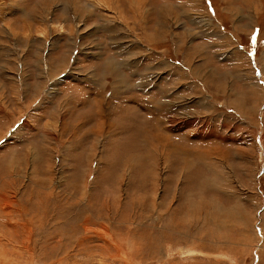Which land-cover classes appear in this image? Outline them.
<instances>
[{
  "label": "rangeland",
  "instance_id": "rangeland-1",
  "mask_svg": "<svg viewBox=\"0 0 264 264\" xmlns=\"http://www.w3.org/2000/svg\"><path fill=\"white\" fill-rule=\"evenodd\" d=\"M23 1L0 0V264H264V106L183 135L148 46L152 6L186 0Z\"/></svg>",
  "mask_w": 264,
  "mask_h": 264
},
{
  "label": "crops",
  "instance_id": "crops-1",
  "mask_svg": "<svg viewBox=\"0 0 264 264\" xmlns=\"http://www.w3.org/2000/svg\"><path fill=\"white\" fill-rule=\"evenodd\" d=\"M26 1L24 15L35 13L34 7L41 0ZM204 1H167L158 3L156 8L152 6V11L160 13L162 35L158 41L149 40L148 46L159 49V56H163L160 65L164 56L176 62L170 71L174 77L164 79V74L168 76L165 71L159 76L160 85L172 79L170 84L178 87L176 101L168 105L175 108L181 132L185 131L183 135H249L252 123L253 129L258 128V110L264 106V0ZM153 14L149 16L151 20L156 17ZM30 17L24 18L25 24L31 21ZM249 44L255 49V67L250 65L245 50H241L242 45ZM144 77L149 84L152 78ZM156 90L166 92L163 88ZM146 91L149 88L143 89ZM147 96H143L144 102ZM167 114H171L168 109ZM261 121V128L252 133L259 159L264 157L260 143L264 117ZM185 124H191V129L183 128Z\"/></svg>",
  "mask_w": 264,
  "mask_h": 264
},
{
  "label": "bare ground",
  "instance_id": "bare-ground-1",
  "mask_svg": "<svg viewBox=\"0 0 264 264\" xmlns=\"http://www.w3.org/2000/svg\"><path fill=\"white\" fill-rule=\"evenodd\" d=\"M106 73H107V72H106ZM98 90H99V89H98ZM158 102H159V101H158ZM149 103H150V102H149ZM151 103H152V102H151ZM153 105H154V103H153ZM160 108L163 109L162 106H161ZM98 119H99V118H98ZM100 119H101V118H100ZM103 123H104V121H103ZM98 125H100V124H98ZM99 127H100V126H99ZM101 129H102V128L100 127V129L97 130V133L95 132V133H96L95 135L100 134V133H101V131H100ZM137 131H138V135H140V130L137 129ZM127 132H128V131H127ZM135 132H136V131H135ZM148 133H150V132H148ZM148 133H147V131H146V132H145V135H146V136L149 135ZM142 135H143V133H142ZM152 137H154V139H155V136H152ZM162 137H163V136H162ZM143 138L146 139L144 136H143ZM149 138H150V137H149ZM156 138H157V136H156ZM147 139H148V138H147ZM147 139H146V140H147ZM150 139H151V138H150ZM158 139H160V138H158ZM154 141H155V140H154ZM159 141H160V140H159ZM164 141L167 142V139L165 138ZM152 142H153V141H152ZM157 143H158V142H157ZM163 143H165V142H163ZM159 145H160V143H159ZM163 146H164V145H163ZM160 147H161V146H160ZM166 148H167V147H166ZM163 150H164V149H163ZM174 150H175V149H174ZM167 152H168V151H167ZM109 199H110V198H109ZM112 201H113V200H112ZM12 227L14 228V226H12ZM9 228H10V227H9Z\"/></svg>",
  "mask_w": 264,
  "mask_h": 264
}]
</instances>
